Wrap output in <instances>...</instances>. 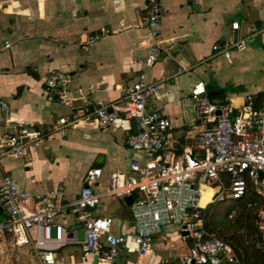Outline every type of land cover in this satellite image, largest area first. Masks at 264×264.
Instances as JSON below:
<instances>
[{"label":"crops","instance_id":"0c3cea01","mask_svg":"<svg viewBox=\"0 0 264 264\" xmlns=\"http://www.w3.org/2000/svg\"><path fill=\"white\" fill-rule=\"evenodd\" d=\"M161 3L164 52L150 67L135 61L145 57L153 43L145 0H0V99L10 107L8 113L0 108V135L7 128L13 130L19 119L43 133L23 157L0 160V186L9 177L34 195L62 185L65 196L61 202L68 203L79 197L89 170L101 169V177L92 187L104 193L112 173L126 171L134 157L143 159V153L126 145L139 126L122 118L106 130L81 124L67 134L51 133L52 123L72 113L46 91L45 80L52 71L70 75L73 96L83 95L92 85L90 98L106 103L119 99L122 89L145 73L148 82L160 86L153 103L171 120L167 146L177 154L190 147L208 126L198 118L191 96L195 83L203 81L215 103L233 107H241L246 94L264 89V0ZM235 21L238 30L232 28ZM93 34L100 35L96 42L79 44L80 39ZM240 37L248 38L247 45L233 50L230 60L212 57L215 43ZM7 117L12 120L9 124ZM94 212L112 217L114 232L127 237L117 264H162V258L185 254L192 244L189 238H182L178 226H165L153 239V252L139 257L130 205L103 195ZM57 220L77 231L79 241L84 239L69 211L61 212ZM7 242L11 243L8 237L0 238V250ZM58 255L66 264H93L95 260V256L84 254L79 244L63 247Z\"/></svg>","mask_w":264,"mask_h":264},{"label":"built area","instance_id":"2783aa9c","mask_svg":"<svg viewBox=\"0 0 264 264\" xmlns=\"http://www.w3.org/2000/svg\"><path fill=\"white\" fill-rule=\"evenodd\" d=\"M186 1L200 5L206 0ZM145 2L147 28L153 43L148 54L135 61L151 67L164 52L160 40L163 8L161 0ZM232 28L238 30L239 23L233 22ZM99 37L89 35L80 39L79 44L89 46ZM247 39L240 37L215 43L212 57L230 60L233 50L246 47ZM70 83V75L59 70L52 71L45 80L46 91L72 110L71 115L52 123L50 132L67 134L69 129L81 124L106 130L122 118L139 126L138 131L128 136L126 145L134 152L143 153V159L134 157L126 171L112 173L104 193L92 187L101 177V169L89 170L79 197L68 203L61 202L65 196L62 185L48 193L32 195L5 177L0 186V208L4 213L0 219V238L8 237L18 248H31L39 264H66L58 251L70 244H79L84 254L95 256L96 264H117L127 247V237L114 232L112 217L98 216L94 211L103 195L121 200L132 197L133 239L139 257L153 252V239L161 234L163 227L178 226L182 238H189L192 244L185 254L162 258V264H245L230 243L208 232L204 211L213 202L238 201L251 190L262 203L257 213L259 237L255 245L264 257V89L259 94H246L243 105L233 107L229 103H215L207 95L205 83H195L191 96L198 118L208 126L198 133L190 147L177 154L167 146L171 120L153 103L160 86L157 82H148L145 73L122 89L120 98L112 103L90 98L92 85L83 95L73 96ZM0 108L8 113L10 107L0 99ZM11 121L5 118L7 124ZM14 122L13 130L7 128L0 135V160L23 157L43 137L39 128L20 119ZM205 188L213 194L202 205ZM65 210L80 225L82 241L77 231L68 230L58 222L57 217ZM236 213V209L231 210V216Z\"/></svg>","mask_w":264,"mask_h":264},{"label":"trees","instance_id":"16d2710c","mask_svg":"<svg viewBox=\"0 0 264 264\" xmlns=\"http://www.w3.org/2000/svg\"><path fill=\"white\" fill-rule=\"evenodd\" d=\"M235 203L241 210L234 217L230 216V211L222 215L216 209L217 202L209 204L204 211L205 227L209 233L215 235L217 232L228 240L245 264H263V253L255 245L259 237L256 214L262 209V203L251 190Z\"/></svg>","mask_w":264,"mask_h":264},{"label":"rangeland","instance_id":"374dc122","mask_svg":"<svg viewBox=\"0 0 264 264\" xmlns=\"http://www.w3.org/2000/svg\"><path fill=\"white\" fill-rule=\"evenodd\" d=\"M212 194L213 191L209 188H206L204 196V205H206L210 201ZM217 203L218 204H216V209L222 215L226 214L229 211L231 212L232 209H236L237 213L241 210V206L236 205L235 201L227 200L225 202ZM255 223H257V214ZM215 236L224 239V237L219 235L217 232L215 233ZM82 237V233H80V238ZM0 264H38V260L33 251H31L29 248H16L11 243L7 242L6 246L3 247V250H0Z\"/></svg>","mask_w":264,"mask_h":264},{"label":"water","instance_id":"95a60500","mask_svg":"<svg viewBox=\"0 0 264 264\" xmlns=\"http://www.w3.org/2000/svg\"><path fill=\"white\" fill-rule=\"evenodd\" d=\"M125 201H126V203H127L128 205H131V203H132V201H133V198H132V197H127V198L125 199ZM96 263H97V258H95L93 264H96Z\"/></svg>","mask_w":264,"mask_h":264},{"label":"bare ground","instance_id":"6f19581e","mask_svg":"<svg viewBox=\"0 0 264 264\" xmlns=\"http://www.w3.org/2000/svg\"><path fill=\"white\" fill-rule=\"evenodd\" d=\"M205 190H206V188L203 190V193H202V200H201L202 205H204Z\"/></svg>","mask_w":264,"mask_h":264}]
</instances>
